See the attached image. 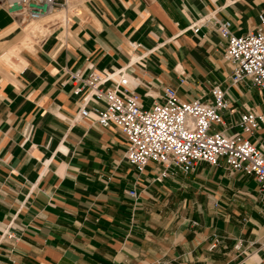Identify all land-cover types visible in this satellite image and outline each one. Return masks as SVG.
<instances>
[{"label":"crops","instance_id":"crops-1","mask_svg":"<svg viewBox=\"0 0 264 264\" xmlns=\"http://www.w3.org/2000/svg\"><path fill=\"white\" fill-rule=\"evenodd\" d=\"M83 10L10 54L21 24L0 3V264H264V188L252 174L204 161L159 181L153 162L138 171L117 128L79 117L102 101L74 94L70 78L124 74L143 108L164 86L208 101L217 84L229 108L213 128L240 132L241 112L264 116L263 94L232 84L217 21L264 33V0H84ZM246 137L264 152V127Z\"/></svg>","mask_w":264,"mask_h":264},{"label":"built area","instance_id":"built-area-1","mask_svg":"<svg viewBox=\"0 0 264 264\" xmlns=\"http://www.w3.org/2000/svg\"><path fill=\"white\" fill-rule=\"evenodd\" d=\"M84 0H0L7 12L22 26L21 30L56 10H63L59 18L67 22L69 17L85 18ZM264 28V17L259 15ZM199 25L193 26L196 31ZM226 19L217 21V31L227 39L224 57L231 64L232 84L248 79L251 85L262 90L264 103V33L258 28L243 35H233ZM37 31L30 38L38 42ZM39 38V40H37ZM34 42V43H35ZM33 43V44H34ZM72 81H80L74 87V94L83 90L101 103L88 108H79V117L93 116L102 128L114 126L126 139L124 157L138 171L153 162L160 166L156 180L159 181L173 170L187 173L193 170L198 161L212 165H222L229 172L243 171L252 174L260 189L264 188V152L253 144L246 135L259 125L264 127V116L251 109L241 112L237 121L240 132L227 134L214 129L223 125V113L229 108L225 91L219 85L210 88L211 99L196 98L190 101L181 99L171 86L163 87L162 101L153 102L143 108L134 94L125 90L127 78L114 73L89 72L86 78L79 77V71L70 73ZM113 80L115 85L103 87ZM135 196L133 189L128 190ZM264 197V194L262 195ZM216 242L210 245L213 248ZM239 247V243L235 244Z\"/></svg>","mask_w":264,"mask_h":264},{"label":"rangeland","instance_id":"rangeland-1","mask_svg":"<svg viewBox=\"0 0 264 264\" xmlns=\"http://www.w3.org/2000/svg\"><path fill=\"white\" fill-rule=\"evenodd\" d=\"M62 16H64V11L63 10H56L55 13L53 14H49L48 16H44L42 18H40L37 21H33L31 23H29L27 26H25L20 34V37L18 39V43H16V45H14L12 47V53L10 54H16V52L20 49H26V48H30L33 43L36 40H32L30 38V33L33 31H37V36L43 35L44 33L47 32L48 29L45 28V23L50 22L53 23L55 20L61 18ZM23 25H21L22 28ZM39 38H37V40H39Z\"/></svg>","mask_w":264,"mask_h":264},{"label":"bare ground","instance_id":"bare-ground-1","mask_svg":"<svg viewBox=\"0 0 264 264\" xmlns=\"http://www.w3.org/2000/svg\"><path fill=\"white\" fill-rule=\"evenodd\" d=\"M49 14L45 15V16H48Z\"/></svg>","mask_w":264,"mask_h":264}]
</instances>
